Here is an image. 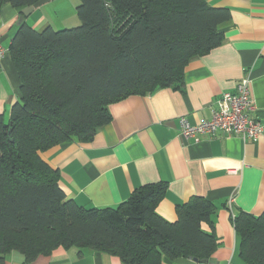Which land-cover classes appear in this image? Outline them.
I'll return each mask as SVG.
<instances>
[{
    "label": "trees",
    "instance_id": "1",
    "mask_svg": "<svg viewBox=\"0 0 264 264\" xmlns=\"http://www.w3.org/2000/svg\"><path fill=\"white\" fill-rule=\"evenodd\" d=\"M36 1L0 0V10L10 4L21 14ZM74 9L76 26L37 30L25 19L8 46L19 98L6 119L0 113V262L12 251L27 263L71 247L122 264L210 259L216 205L205 196L176 204L174 221L156 211L165 181L116 206L86 208L66 197L59 170L41 153L73 137L91 140L110 121L112 103L182 87L189 61L220 45L229 11L206 0H76ZM231 221L241 261L264 264V214L241 210Z\"/></svg>",
    "mask_w": 264,
    "mask_h": 264
},
{
    "label": "crops",
    "instance_id": "2",
    "mask_svg": "<svg viewBox=\"0 0 264 264\" xmlns=\"http://www.w3.org/2000/svg\"><path fill=\"white\" fill-rule=\"evenodd\" d=\"M75 1H67L66 9L63 2L52 9L43 4L25 19L32 27L51 25L55 14L57 25L66 21L75 25ZM206 1L226 8L230 18L220 27V45L186 65L182 87L160 88L112 103L110 121L91 140L73 137L41 157L59 170V186L66 197L86 208L116 206L134 189L165 181L166 192L156 211L174 221L176 204L193 195L205 196L216 205L212 221L218 246L211 258L244 264L231 217L241 210L264 214V0ZM18 17L10 4L0 10V44L7 51L0 61V113L5 119L19 98V80L8 52ZM246 75L252 79L255 110L251 113L263 123L257 139L245 141L219 132L197 139L180 134V119L196 124L210 118L220 95L233 90ZM201 227L210 231L205 222ZM4 259L0 264H122L115 255L90 249L79 253L75 247L57 248L27 263L16 251ZM161 264L212 263L163 257Z\"/></svg>",
    "mask_w": 264,
    "mask_h": 264
},
{
    "label": "built area",
    "instance_id": "3",
    "mask_svg": "<svg viewBox=\"0 0 264 264\" xmlns=\"http://www.w3.org/2000/svg\"><path fill=\"white\" fill-rule=\"evenodd\" d=\"M4 53L0 46V57ZM248 77H244L234 92H224L215 101L218 106L212 110L210 118L196 124H191L185 118L180 119V134L185 138L197 139L203 134H240L248 139H257L262 132V126L252 118L250 113L254 105L250 97V84Z\"/></svg>",
    "mask_w": 264,
    "mask_h": 264
},
{
    "label": "rangeland",
    "instance_id": "4",
    "mask_svg": "<svg viewBox=\"0 0 264 264\" xmlns=\"http://www.w3.org/2000/svg\"><path fill=\"white\" fill-rule=\"evenodd\" d=\"M67 1H70V0H51L50 2H48L47 3V7H49L50 9H52V8H54L58 3H61V2H63L62 4H63V6H64V8L66 9L67 8V4H68V2ZM33 12V11H32ZM31 12V13H32ZM51 12V11H50ZM30 13V14H31ZM20 15V14H19ZM56 15L55 14H51V17L53 18V22H55V23H53V24H51V26H52V28H55V29H61V28H65V27H72L73 25H71V21H66V22H64V25H57L56 24V17H55ZM77 17V16H76ZM77 19H78V17H77ZM78 22H79V20H78ZM45 24L46 23H42V24H39V25H37V27H35L37 30H41L44 26H45ZM76 26V25H75ZM0 46L3 48V50H4V53L2 54V56L0 57V61L4 58V56H5V54L7 53V51H6V49L0 44ZM244 77H248V79H249V84H250V97H251V82H252V79L248 76V75H246V76H243V77H241L240 79H239V81L237 82V84H236V86H235V88L233 89V90H231V91H228V92H234L235 91V89H236V87H237V85L241 82V80L244 78ZM226 92V91H225ZM224 93V92H223ZM221 96V95H220ZM251 100H252V97H251ZM252 104L254 105V103H253V101H252ZM218 106V103L216 102V103H214V105L211 107V114H212V110L213 109H215L216 107ZM254 110H255V105H254ZM253 110V111H254ZM250 116L252 117V118H249L250 120H254V121H256V122H260L261 124H263L262 122H261V120H259V118H257L256 116H254L252 113H250ZM186 119V118H185ZM187 120V119H186ZM258 120V121H257ZM258 122V123H259ZM259 123V124H260ZM260 124V125H261ZM263 127V126H262ZM219 133H222V132H219ZM224 134V133H223ZM226 135V134H225ZM227 135H237V136H239L242 140H254V139H248V138H243L242 137V135H240V134H227ZM234 216V215H233ZM11 253V252H10ZM9 254V253H8ZM7 254V255H8ZM40 255V254H39ZM42 255H47V254H42ZM38 256V255H37ZM5 259H3L0 263H2L3 261H4Z\"/></svg>",
    "mask_w": 264,
    "mask_h": 264
},
{
    "label": "water",
    "instance_id": "5",
    "mask_svg": "<svg viewBox=\"0 0 264 264\" xmlns=\"http://www.w3.org/2000/svg\"><path fill=\"white\" fill-rule=\"evenodd\" d=\"M49 1L50 0H38V1L34 2L32 5L24 7L21 11V14L18 17V21L16 22V24L19 25L21 22H23L25 20V17L28 16L35 8H38L41 5L48 3ZM190 258H192L195 261H198V258H195V257H190ZM200 261L201 262L209 261L212 264L213 263H215V264H228L227 261H216V259H214V258H210L208 260L202 259Z\"/></svg>",
    "mask_w": 264,
    "mask_h": 264
},
{
    "label": "bare ground",
    "instance_id": "6",
    "mask_svg": "<svg viewBox=\"0 0 264 264\" xmlns=\"http://www.w3.org/2000/svg\"><path fill=\"white\" fill-rule=\"evenodd\" d=\"M215 134V133H214ZM204 135H213V134H204Z\"/></svg>",
    "mask_w": 264,
    "mask_h": 264
}]
</instances>
